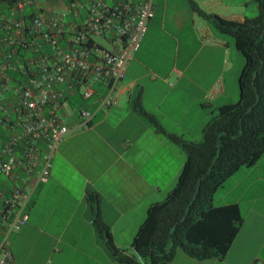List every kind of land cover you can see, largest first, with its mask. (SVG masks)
<instances>
[{"label": "crops", "instance_id": "1", "mask_svg": "<svg viewBox=\"0 0 264 264\" xmlns=\"http://www.w3.org/2000/svg\"><path fill=\"white\" fill-rule=\"evenodd\" d=\"M152 3L153 17L114 104L97 112L88 127L63 137L46 182L32 191L27 222L8 239L12 264H115L92 227L87 191L98 195L99 217L112 245L136 256L131 239L147 207L174 186L184 155L133 104L164 134L198 142L217 108L237 100L240 72L236 79L232 75L234 58L239 68L237 51L194 8L241 21L255 15L253 0ZM4 184L6 189L13 185ZM211 205H237L243 219L223 258L195 260L176 251L169 264H264V154L230 175L212 194Z\"/></svg>", "mask_w": 264, "mask_h": 264}, {"label": "built area", "instance_id": "2", "mask_svg": "<svg viewBox=\"0 0 264 264\" xmlns=\"http://www.w3.org/2000/svg\"><path fill=\"white\" fill-rule=\"evenodd\" d=\"M0 4V264H12L8 239L26 224L32 191L63 137L114 104L154 11L152 0Z\"/></svg>", "mask_w": 264, "mask_h": 264}, {"label": "trees", "instance_id": "3", "mask_svg": "<svg viewBox=\"0 0 264 264\" xmlns=\"http://www.w3.org/2000/svg\"><path fill=\"white\" fill-rule=\"evenodd\" d=\"M253 2L255 15L241 21L194 8L213 31L232 40L243 59L237 100L217 108L203 125L200 141L182 142L164 134L137 102L133 104L155 132L178 145L184 155L174 186L161 201L147 207L131 239L136 256L112 245L99 217L98 195L87 191L92 227L116 264H169L176 251L195 260L222 259L230 247L243 219L237 205L214 207L211 196L238 168L250 167L264 154V0Z\"/></svg>", "mask_w": 264, "mask_h": 264}, {"label": "rangeland", "instance_id": "4", "mask_svg": "<svg viewBox=\"0 0 264 264\" xmlns=\"http://www.w3.org/2000/svg\"><path fill=\"white\" fill-rule=\"evenodd\" d=\"M53 4H54L53 5L54 9H57V10L60 9L61 4H58L57 1H54ZM231 43H232V40H231ZM236 54L238 56L237 58H239V68H238V59L234 58L233 59V72H235V76H234V73L232 75H233V78L235 77V79H236V75H237L236 73L241 71V67H242V64H243V59H242L241 55L238 52ZM235 100H236V98H235ZM235 100H233V102ZM216 201H217V194L213 196V201L212 202L215 204Z\"/></svg>", "mask_w": 264, "mask_h": 264}]
</instances>
